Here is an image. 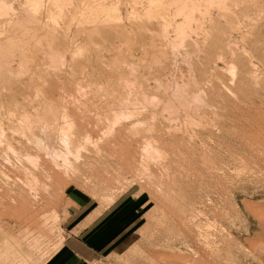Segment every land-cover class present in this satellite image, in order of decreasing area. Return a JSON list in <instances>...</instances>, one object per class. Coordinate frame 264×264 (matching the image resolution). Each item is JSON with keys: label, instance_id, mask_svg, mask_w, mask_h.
Masks as SVG:
<instances>
[{"label": "rangeland", "instance_id": "rangeland-1", "mask_svg": "<svg viewBox=\"0 0 264 264\" xmlns=\"http://www.w3.org/2000/svg\"><path fill=\"white\" fill-rule=\"evenodd\" d=\"M36 1L0 0V44L16 43L0 56V264H41L78 209L128 193L144 201L134 242L95 264H264V0H178L163 19L146 0ZM179 7L195 19L182 44Z\"/></svg>", "mask_w": 264, "mask_h": 264}, {"label": "crops", "instance_id": "crops-1", "mask_svg": "<svg viewBox=\"0 0 264 264\" xmlns=\"http://www.w3.org/2000/svg\"><path fill=\"white\" fill-rule=\"evenodd\" d=\"M143 205L141 197L128 193L118 195L95 212L78 209L68 231L63 223L64 237L59 248L41 264H95L120 254L127 247L126 252L134 242L128 244Z\"/></svg>", "mask_w": 264, "mask_h": 264}, {"label": "bare ground", "instance_id": "bare-ground-1", "mask_svg": "<svg viewBox=\"0 0 264 264\" xmlns=\"http://www.w3.org/2000/svg\"><path fill=\"white\" fill-rule=\"evenodd\" d=\"M24 1H26V0H24ZM40 1V0H39ZM57 1V0H56ZM56 1L54 0H52L51 1V3L52 2H54L55 3V5H56V7H57V4H56ZM61 1V0H60ZM59 1V2H60ZM63 1V0H62ZM135 1V0H134ZM133 1V2H134ZM147 1V4H148V8L145 10L146 12H144L146 15H148V16H157L158 18H162V16H163V10L165 9V8H167V7H165L164 5H169L170 6V4H169V2L171 3V4H173V3H177L178 4V0H146ZM213 1V0H212ZM212 1H210V3L212 2ZM217 1H219V3H220V0H217ZM224 1V0H223ZM28 2H30V4H31V6L33 7V10L35 11L34 13H36L37 12V10H38V7H39V2L38 1H36V0H28ZM41 2V1H40ZM49 2V1H48ZM65 2V1H64ZM68 2V1H67ZM66 2V3H67ZM129 2V1H128ZM182 2V1H181ZM50 3V4H51ZM61 3V2H60ZM65 3V4H66ZM70 3V2H69ZM131 3V2H130ZM129 3V4H130ZM135 3V2H134ZM168 3V4H167ZM175 3V4H176ZM192 3V2H191ZM193 3H194V1H193ZM192 3V4H193ZM198 3H200V1H198ZM209 3V5H211ZM214 3H216V2H214ZM53 4V3H52ZM62 4V3H61ZM81 4V3H80ZM142 4V3H141ZM183 4H185V3H182V5ZM195 4H197V3H195ZM222 3H220V4H218V5H221ZM40 5H41V3H40ZM55 5H53V6H55ZM60 5V4H59ZM68 5H70V4H68ZM135 5V4H134ZM146 5V4H145ZM180 5V4H179ZM179 5H177V6H179ZM199 5H201V4H199ZM214 5H216V4H214ZM51 6V5H50ZM61 6V5H60ZM59 6V7H60ZM66 6V5H65ZM97 6H100V5H97ZM176 6V5H175ZM181 6V5H180ZM198 6V5H197ZM197 6H196V8H197ZM22 7V6H21ZM29 7V6H28ZM71 7V6H70ZM89 7V6H88ZM96 7V6H95ZM94 7V8H95ZM102 7H104V6H102ZM164 7V8H163ZM199 7V6H198ZM201 7V6H200ZM209 7V6H208ZM2 8L3 7H1V10H2ZM93 8V7H92ZM132 8H134L133 6H132ZM180 8V7H179ZM179 8H176V11H177V9H179ZM185 8V7H184ZM191 8H193V6H191ZM49 9V8H48ZM51 9V8H50ZM56 9V8H55ZM135 9V8H134ZM187 9H189V8H187ZM5 10H7V9H5ZM28 10V9H27ZM27 10H26V12H27ZM59 10V9H58ZM66 10V9H65ZM112 10V9H111ZM182 10H186V8L185 9H179V12H181ZM221 10V9H220ZM23 11V10H22ZM29 11V10H28ZM30 11H31V9H30ZM89 11V10H88ZM95 11H96V9H95ZM99 12H100V10H98ZM109 11H110V9H109ZM108 10H107V12H109ZM132 11H133V9H132ZM169 11V10H168ZM189 12H186V13H184L183 14V11L181 12L183 15H184V17H183V22L181 23H177V26H176V28H175V30L177 31V35L176 36H179L180 38H178L179 40H181V41H179V42H181L180 44H182L183 43V40H182V38L183 39H185V29H187V28H185L184 26H189V23H190V21H194L195 19L193 18L194 16H192V9L190 10H188ZM223 11V10H222ZM4 12V11H3ZM14 12H16V11H14ZM13 12V13H14ZM90 12V11H89ZM93 12V11H92ZM103 12V11H102ZM105 12V11H104ZM113 12V11H112ZM134 12V11H133ZM132 12V13H133ZM175 12V11H174ZM178 12V11H177ZM30 13V12H29ZM91 13V12H90ZM89 13V14H90ZM96 13V12H95ZM101 13V12H100ZM114 13V12H113ZM135 13H136V11H135ZM166 13H168V12H166ZM176 13V12H175ZM181 13H178V14H181ZM204 13V12H203ZM217 13V12H216ZM264 13V12H263ZM108 14V13H107ZM107 14H106V16H107ZM131 14V13H130ZM199 14V13H198ZM202 14V13H201ZM200 14V15H201ZM26 15H29L30 17H26ZM25 15V19L27 18V19H30V18H33V17H35L34 15H33V12L31 13V14H26ZM33 15V16H32ZM40 15V14H39ZM53 14H51V16H52ZM60 15V14H59ZM72 15V14H71ZM132 15V14H131ZM138 15V14H137ZM183 15H181V16H183ZM8 16V15H7ZM54 17H55V15H53ZM88 16H90V15H88ZM96 16V15H95ZM105 16V15H104ZM202 16H203V14H202ZM24 17V16H23ZM60 17V16H59ZM110 17H112L111 15H110ZM130 17V16H129ZM166 17V16H165ZM201 17V16H200ZM208 17V16H207ZM104 18V17H103ZM106 18V17H105ZM104 18V19H105ZM108 18V17H107ZM116 18V17H115ZM131 18V17H130ZM25 19H24V21H25ZM26 19V20H27ZM37 19H38V17H36V19H34L35 21H37ZM52 19H53V17H52ZM95 19V18H94ZM153 19V18H152ZM163 19V18H162ZM166 19V18H165ZM198 19V18H197ZM31 20V19H30ZM86 20V19H85ZM107 20V19H106ZM199 20H201V19H199ZM23 21V20H22ZM58 21V20H57ZM68 21H69V19H68ZM105 21V20H104ZM113 21V20H112ZM139 21V20H138ZM147 21H149V20H147ZM165 21V20H164ZM197 21V20H196ZM11 22V21H10ZM17 22H19V21H17ZM29 22V21H28ZM32 22H33V19H32ZM31 22V23H32ZM102 22H103V20H102ZM13 23V22H12ZM21 23V22H20ZM20 23H17V24H20ZM25 23H26V21H25ZM36 24L38 23V21L37 22H35ZM55 23V22H54ZM105 23V22H104ZM115 23V22H114ZM165 23H167V22H165ZM169 23V22H168ZM175 23V24H176ZM195 23V22H194ZM22 24V23H21ZM30 24V23H29ZM35 24V25H36ZM46 24V23H45ZM143 24V23H142ZM159 24V23H158ZM202 24V23H201ZM13 25V24H12ZM11 25V26H12ZM23 25L24 26H26L25 24H24V22H23ZM43 25V24H42ZM104 25V24H103ZM163 25V24H162ZM162 25H160L159 24V26L161 27ZM168 25V24H167ZM174 25V24H173ZM197 25H198V23H197ZM200 25V24H199ZM20 26V25H19ZM24 26H22L21 25V27H24ZM76 26V25H75ZM98 26V25H97ZM17 27V26H16ZM43 27V26H42ZM47 27V26H46ZM198 27H200V26H198ZM18 28V27H17ZM26 29L28 28V27H25ZM25 28H23V30L25 29ZM52 29H50V31L49 30H47V33H48V31L51 33V31L53 30V27H51ZM108 28H111V27H108ZM167 28V27H166ZM21 29V28H20ZM147 29V28H146ZM195 29H196V27H195ZM199 29V28H198ZM14 30V29H13ZM121 30V29H120ZM158 30H160V29H158ZM22 31V30H21ZM46 31V30H45ZM124 31V30H123ZM188 31H189V29H188ZM26 32V31H25ZM28 32V31H27ZM53 32V31H52ZM127 32V31H126ZM154 32V31H153ZM161 32V31H160ZM160 32H159V34H160ZM191 32V31H190ZM194 32V31H193ZM23 33V32H22ZM22 33H20V34H22ZM67 33V32H66ZM128 33V32H127ZM166 33V32H165ZM49 34V33H48ZM155 34H156V32H155ZM164 34V33H163ZM175 34V33H174ZM27 35V34H26ZM51 35H52V33H51ZM54 35V34H53ZM62 35H63V33H62ZM153 35V34H152ZM196 35V34H195ZM2 36V35H1ZM21 36V35H20ZM25 36V35H24ZM42 36V35H41ZM47 36V35H46ZM66 36V35H65ZM154 36V35H153ZM23 37V36H22ZM44 37V36H43ZM42 37V38H43ZM49 37V36H48ZM54 37V36H53ZM53 37H51V38H53ZM87 37V36H86ZM150 37V36H149ZM187 37H188V35H187ZM9 38V37H8ZM12 38V37H11ZM31 38V37H30ZM41 38V39H42ZM50 38V37H49ZM50 38V39H51ZM158 38V37H157ZM39 39V38H38ZM37 39V40H38ZM65 39V38H64ZM53 40V39H52ZM186 40V39H185ZM184 40V41H185ZM14 40H11V39H6L5 40V42L3 43L2 42V44H0V56L1 55H4V54H6V53H9V52H12V50H14L15 48H16V43L15 42H13ZM18 41H19V39H18ZM26 41V40H25ZM54 41V40H53ZM194 41V40H193ZM29 42V41H28ZM37 42V41H36ZM55 42V41H54ZM173 42H174V40H173ZM178 42V43H179ZM204 42V41H203ZM25 43V42H24ZM38 43H39V41H38ZM167 43V42H166ZM172 43V42H171ZM177 43V44H178ZM195 43V42H194ZM50 44H51V42H50ZM175 44V43H174ZM179 44V45H180ZM20 45V44H19ZM37 45V44H36ZM49 45V44H48ZM52 45V44H51ZM61 45V44H60ZM53 46V45H52ZM42 47V46H41ZM48 47V46H47ZM54 47V46H53ZM59 47V46H58ZM64 47H66V46H64ZM63 47V48H64ZM171 47V46H170ZM14 48V49H13ZM49 49H50V46L48 47ZM48 48H46L47 50H48ZM55 48H57V47H54V50H56V51H50V50H48L49 51V56L51 57V59L50 60H52V62L56 65V63L59 61V62H61V61H63V60H65V55L66 54H63L62 52H60V50H57V49H55ZM79 48V47H78ZM77 48V49H78ZM20 49V48H19ZM53 50V49H52ZM61 51H62V49H61ZM21 52V51H20ZM51 52V53H50ZM63 52H65L64 50H63ZM161 53V52H160ZM154 54V53H153ZM8 55V54H7ZM6 55V56H7ZM221 55V54H220ZM44 56V55H43ZM48 56V57H49ZM74 56V55H73ZM208 56V55H207ZM2 57V56H1ZM5 57V56H4ZM49 57V58H50ZM152 57V56H151ZM161 57V56H160ZM26 58V57H25ZM28 58V57H27ZM47 58V57H46ZM165 58V57H164ZM0 59H2V58H0ZM4 60V59H3ZM25 60V59H24ZM207 60V59H206ZM72 61H73V59H72ZM22 61H20V63H21ZM28 62V61H27ZM64 62V61H63ZM0 63H1V61H0ZM26 63V62H25ZM62 63V62H61ZM153 63V62H152ZM5 64V63H4ZM22 64V63H21ZM22 65H24V61H23V64ZM22 65H20V66H22ZM24 67V66H23ZM45 67V66H44ZM4 68V67H3ZM22 68V67H21ZM231 68V67H230ZM152 70V69H151ZM230 70V69H229ZM234 70V69H233ZM234 72V71H233ZM11 75V74H10ZM205 75V74H204ZM248 75H249V73H248ZM250 76V75H249ZM165 77V76H164ZM218 78V77H217ZM194 79H195V77H194ZM233 79V78H232ZM187 80V79H186ZM189 81V80H188ZM219 81V80H218ZM126 82V81H125ZM135 83V82H134ZM202 83V82H201ZM221 83V82H220ZM128 84V83H127ZM186 84V83H185ZM188 85V84H187ZM193 85V84H192ZM199 85V84H198ZM178 87V86H177ZM182 87V86H181ZM185 87H187V86H185ZM199 87H201V85L199 86ZM162 88V87H161ZM193 88H195V87H193ZM134 89V88H133ZM182 89V88H181ZM179 90V89H177V90H179V91H182V90ZM200 89V88H199ZM202 89V88H201ZM81 90H83V89H81ZM156 90V89H155ZM193 90V89H192ZM197 91H198V89H196ZM132 91V90H131ZM184 91V90H183ZM189 93L191 92V91H189V90H187ZM197 91H195V90H193L192 92H197ZM188 92H184V94H185V97L186 96H188L189 94H188ZM191 92V93H192ZM183 93V92H182ZM200 93V92H199ZM181 94V93H180ZM179 94V95H180ZM193 94V93H192ZM146 95V94H145ZM144 94H143V96H144V101L146 102H150L149 104H151L152 103V101L153 100H155V98H152V97H146ZM178 95V94H177ZM183 95V94H182ZM196 95V94H195ZM198 95V94H197ZM196 95V96H197ZM201 95V94H200ZM212 95V94H211ZM84 96V95H83ZM130 96V95H129ZM142 96V97H143ZM179 97V99H180V96H178ZM189 97H190V95H189ZM195 96H192V98H194ZM197 97H199V96H197ZM204 97V96H203ZM143 99V98H142ZM177 99V98H176ZM188 99H190V98H188ZM198 99V98H197ZM200 99V98H199ZM187 100V99H186ZM186 100H184V102L186 101ZM176 101V100H175ZM182 99H181V102H179V103H182ZM133 102V101H132ZM154 103V102H153ZM168 104V103H167ZM188 104V103H187ZM166 105V104H165ZM125 107V106H124ZM133 107V106H132ZM119 108V107H118ZM141 108V107H140ZM147 108V107H146ZM150 108V107H149ZM168 108V107H167ZM171 108V107H170ZM50 109V111H51V108H49ZM63 109V108H62ZM120 109V108H119ZM134 109H135V107H134ZM64 110V109H63ZM121 110V111H120ZM119 110V112L118 113H116L115 115L118 117V120L119 119H121V117H123V118H128V116L131 114V110L129 111V113L127 112V113H125L124 111H122V110H124V109H120ZM49 111V112H50ZM56 111V110H55ZM49 112H48V114H49ZM58 112V111H57ZM114 112V111H113ZM117 112V111H116ZM136 113V112H135ZM138 113V112H137ZM51 114H52V117L54 118V120H56L58 117L57 116H55L57 113L56 112H52L51 111ZM50 114V115H51ZM113 114V113H112ZM194 114V113H193ZM24 117H23V119L21 120V122H20V125L21 126H26V123L27 124H30L31 122H35V123H38L39 121H40V118H39V116L37 117V116H33V118L31 119L29 116H26V114L24 113ZM58 115V114H57ZM116 116H114V118L116 117ZM160 116V115H159ZM59 117H60V114H59ZM51 118V117H50ZM185 118V117H184ZM192 118V117H191ZM52 119V118H51ZM65 119V120H64ZM63 119V121L65 122V121H67V119L66 118H64ZM190 119V118H189ZM70 121H71V119H69ZM114 120H117V119H114ZM124 120V119H123ZM177 120V119H176ZM18 121V120H17ZM42 121V120H41ZM190 121V120H189ZM29 122V123H28ZM57 122V121H56ZM56 122H55V124H56ZM112 122V121H111ZM110 122V123H111ZM118 122V121H117ZM198 122V121H197ZM54 123V122H53ZM67 122H65V124H66ZM115 123V122H114ZM170 123V122H169ZM39 124V123H38ZM65 124H63V126L65 125ZM69 124V123H68ZM71 124V123H70ZM31 125H32V123H31ZM46 125V124H45ZM48 125V124H47ZM180 125V124H179ZM21 126H19L18 125V127H20L21 128ZM28 126H30V125H28ZM111 126V125H110ZM188 126V125H187ZM198 126V125H197ZM46 127V126H45ZM50 127V126H49ZM67 127L68 126H66V129H67ZM70 127H71V125H70ZM106 127H107V125H106ZM132 127V126H131ZM183 127V126H182ZM26 128V127H25ZM28 129L30 128V127H27ZM26 128V129H27ZM51 129V128H50ZM65 129V128H64ZM68 129H70L69 127H68ZM109 129L110 128H108V131H109ZM130 129V128H129ZM30 130V129H29ZM58 130H59V128H58ZM62 130V129H61ZM106 130V129H105ZM112 130V129H111ZM110 130V131H111ZM168 130V129H167ZM19 131V130H18ZM51 131V130H50ZM53 131V130H52ZM64 131V130H63ZM107 131V132H108ZM175 131V130H174ZM28 132V131H27ZM31 132V131H30ZM58 132V131H57ZM22 133V132H21ZM62 133H64V134H66L65 133V131L64 132H62ZM70 133V132H69ZM109 133V132H108ZM2 134V133H1ZM64 134H62L63 135V137L61 138V139H59L60 141H62L63 142V145H64V147H65V149L66 148H69L70 147V142L69 141H67V136L65 137V135ZM110 134V133H109ZM193 134V133H192ZM61 135V136H62ZM67 135V134H66ZM108 135V134H107ZM3 136V135H2ZM109 136V135H108ZM5 139V138H4ZM40 139V138H39ZM38 138H36L35 137V139L34 140H36V144L38 145V143H40V141H41V139L39 140ZM32 140V139H31ZM4 141H6V140H4ZM90 141V140H89ZM42 142V141H41ZM44 142V141H43ZM85 142V141H84ZM146 142V141H145ZM146 144V143H145ZM94 145H95V142H94ZM147 145V146H146ZM145 146H144V149H143V151H145V154H144V156L147 154V157H150V156H152L153 157V155H155L156 156V154L157 155H159L158 154V150L156 149V148H153L152 146H149V143L148 144H146ZM143 146V145H142ZM62 147V146H61ZM44 148H46V149H48V147H44ZM43 148V149H44ZM64 149V148H63ZM78 149V148H77ZM82 150V149H81ZM142 150V149H141ZM76 152V151H75ZM78 152V151H77ZM49 153L54 157V158H52L53 160H57V163H55V164H57L59 167H65L66 169L67 168H69L70 166H71V164H69L66 160L67 159H65V158H67V157H65L66 155H60L59 154V152H57L56 151V148H54V147H52V148H49ZM164 153V152H163ZM69 155V154H68ZM71 155V154H70ZM74 155V154H73ZM75 156H77V155H75ZM75 156H72V157H75ZM27 157H28V159H30L31 160V158H29V155H27ZM140 157H143V156H140ZM139 157V158H140ZM152 157H150V158H152ZM150 158H148L149 160H150ZM160 158V157H159ZM36 159V158H35ZM35 159H33L34 161H35ZM77 159V158H76ZM145 159H146V157H145ZM144 159V160H145ZM56 160H55V162H56ZM153 160V159H152ZM142 161V160H141ZM140 162V161H139ZM144 163V162H143ZM145 165H146V163H145ZM64 168V169H65ZM138 168V167H137ZM143 168V167H142ZM144 168H146V167H144ZM144 170H146V169H144ZM140 171V170H139ZM142 171V173L143 172H145V171H143V170H141ZM140 173V172H139ZM141 175V174H140ZM32 178V177H31ZM26 179V178H25ZM33 179V178H32ZM18 181V180H17ZM30 183V182H29ZM33 183V182H32ZM31 184V183H30ZM28 186H29V184H28ZM32 186V185H31ZM30 187V186H29ZM34 188V187H33ZM31 189V188H30ZM36 197V196H35Z\"/></svg>", "mask_w": 264, "mask_h": 264}]
</instances>
